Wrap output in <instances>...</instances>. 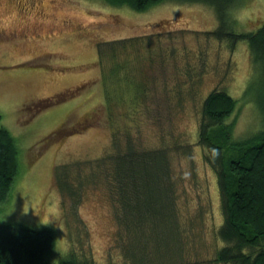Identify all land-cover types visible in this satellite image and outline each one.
I'll return each mask as SVG.
<instances>
[{
	"label": "rangeland",
	"instance_id": "obj_1",
	"mask_svg": "<svg viewBox=\"0 0 264 264\" xmlns=\"http://www.w3.org/2000/svg\"><path fill=\"white\" fill-rule=\"evenodd\" d=\"M233 17L232 31H247L251 20L256 30L264 23V0H245ZM218 21L211 7L198 3L163 2L136 13L101 0H0V128L14 134L20 150L36 146L34 151L58 127L79 130L48 139L27 171L25 154H19L20 169L0 207V225L50 232L53 264L67 259L73 248L91 255L94 264H130L129 237L118 224V206L105 178L88 179V171L80 169L85 186L75 208V199L64 202L58 192L55 170L102 158L112 140L120 148L132 140L142 151L162 149L174 180L176 223L186 238L182 250H171L174 260L161 264H222L214 256L222 246L216 233L223 223L222 201L197 141L200 106L211 91L224 90L237 100L225 121L232 124L231 138H252L264 128V74L245 41L230 49L204 35ZM124 79L146 84L137 112L127 97L119 100V109L107 100L109 88L128 84ZM167 81L179 83L184 105L170 108L173 99L165 102L159 91ZM47 99L56 100L47 104ZM107 101L114 106L108 112ZM127 107L132 114L124 112ZM167 233L174 239L173 229Z\"/></svg>",
	"mask_w": 264,
	"mask_h": 264
},
{
	"label": "trees",
	"instance_id": "obj_2",
	"mask_svg": "<svg viewBox=\"0 0 264 264\" xmlns=\"http://www.w3.org/2000/svg\"><path fill=\"white\" fill-rule=\"evenodd\" d=\"M101 1L114 8H129L136 13L148 11L163 2L207 5L215 12L216 19L218 16L219 25L204 35L227 42L230 49L236 47L240 41H245L251 59L254 63L257 62L264 74V23L252 30L256 25L254 20H251L252 24L246 28L247 31L237 33L231 30L235 22L234 11L243 5L245 0ZM172 52L174 54V50ZM142 54L141 52L140 55ZM116 72L119 71L116 69ZM124 73L130 78V72ZM124 80L128 82L126 86L117 81L119 84L108 89L107 100H113V105L119 109L123 106L119 100L127 97L131 105L136 104L133 111L137 112V102L144 105L142 96L145 95L143 89L146 84L142 85L139 80ZM128 87H134L135 94L129 93ZM159 92L165 95V102H171L170 99H173L170 108L184 105L179 83L172 85L167 81ZM187 94L192 97L195 92L187 90ZM50 101L47 99L45 102H54ZM108 102H104L106 111L114 107ZM236 105L237 100L231 98L224 90H213L203 98L200 106L197 141L204 149L206 161L213 168L217 178L223 211V223L216 231L222 246L216 250L214 256L215 261L222 264H264V128L245 141L233 140L230 133L232 124L229 125L225 121L232 115ZM128 107L124 112L130 115L132 113L128 111ZM107 117L113 118L111 114H107ZM32 119L33 116L28 115V120ZM73 132L78 133V127H58L46 136L45 142L37 144V150L34 151L36 146L20 150L14 134L4 127L0 128V207L9 199L14 179L20 169L19 154H25L24 170L27 171L41 156V147L49 141L48 139L53 137L57 141L63 135ZM110 151L91 162L80 161L56 168V188L63 196V201L67 198L75 199L77 208L78 200L81 199L79 190L85 186L81 181L83 179L77 175L80 169L85 168L88 171V179L93 175H102L110 197L118 206V224L129 237L125 255L130 264H161L162 260L173 259L171 250L176 249L175 253L179 252L180 248L182 250L181 243L186 235H181L176 223L178 213L173 205L174 180L168 158L162 149L142 151L132 140L123 148H120L117 141L112 140ZM92 168H96L97 173H92ZM171 229L174 231L172 242L169 241V236L173 238V235L167 233V230ZM53 246L54 240L48 231L36 232L0 225V264H53L49 262ZM68 256L55 264H94L91 255L81 256L74 248Z\"/></svg>",
	"mask_w": 264,
	"mask_h": 264
},
{
	"label": "flooded vegetation",
	"instance_id": "obj_3",
	"mask_svg": "<svg viewBox=\"0 0 264 264\" xmlns=\"http://www.w3.org/2000/svg\"><path fill=\"white\" fill-rule=\"evenodd\" d=\"M31 115H33V113Z\"/></svg>",
	"mask_w": 264,
	"mask_h": 264
}]
</instances>
